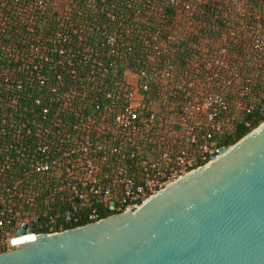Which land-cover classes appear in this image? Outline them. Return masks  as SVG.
<instances>
[{"label":"built area","instance_id":"built-area-1","mask_svg":"<svg viewBox=\"0 0 264 264\" xmlns=\"http://www.w3.org/2000/svg\"><path fill=\"white\" fill-rule=\"evenodd\" d=\"M253 21L244 33L252 50L246 65L258 67L264 62V21L261 15ZM27 32L34 30L28 27ZM28 33L20 45L6 44L7 59L14 58L12 47L22 45L39 55L40 40L31 41ZM227 33H222L220 49L199 60L215 77L231 65ZM57 35L67 44V36ZM200 41L207 50L212 47L209 38ZM124 46L116 33L106 36L102 48L107 51L67 44L55 61L44 55L49 72L35 57L26 60L25 81L36 84L35 105H42L44 118L32 128L6 113L0 119V246L17 238L18 229H32L35 235L46 229L51 235L81 219L99 222L104 219L100 206L110 210L114 205L109 216L137 209L219 156L216 136L224 132L223 123L233 122L226 97L215 86L208 92L200 88L188 67L127 66L118 54ZM235 78L231 71L223 85L226 91H235ZM245 82L243 94L251 112L255 104L248 97L256 96L264 80L255 73ZM3 87H9L7 100L16 109L22 96L12 90L20 92L22 84L15 87L14 77L6 75ZM45 101L50 104L43 105ZM258 105L264 115V100ZM49 201L57 204L48 207L44 224L37 218L39 205Z\"/></svg>","mask_w":264,"mask_h":264},{"label":"trees","instance_id":"trees-1","mask_svg":"<svg viewBox=\"0 0 264 264\" xmlns=\"http://www.w3.org/2000/svg\"><path fill=\"white\" fill-rule=\"evenodd\" d=\"M256 15H261L264 21V0H0V98L4 100L0 102V119L6 113L32 128L44 118L42 105H35L36 84L25 81L28 74L26 60L35 56L22 45L12 47L14 58L7 59V48H4L8 43L20 45L28 27L34 30V33H28V39L40 40V53L35 59L36 63H42L44 72L50 71L43 60L44 55H50L55 61L61 47H67V44L74 49L90 46L102 50L106 36L116 33L119 41L125 44L118 54L127 66L136 64L140 70L159 63L188 67L189 77L197 81L200 88L208 92L215 86L226 97L230 104L228 115L233 122L223 123L224 132L216 136V143L220 148H228L264 122L258 105L264 100V85H260L256 96L248 97L255 104L251 112L247 111L243 94L247 77L259 73L264 80V62L258 67L246 65L252 50L245 43L244 33L246 28L253 27ZM226 29V37L231 40L228 46L231 65L228 69H219V75L215 77L212 71L206 72L199 65V60L222 47V33ZM57 34L67 36V44ZM205 37L212 44L208 50L200 43ZM130 49L131 55L128 54ZM231 71L238 75L234 92L223 87ZM6 75L14 77L15 87L22 84L20 92L12 90L22 96L16 109H11L7 100V95L12 94L9 87H3ZM51 204L57 203L49 201L39 205L41 210L37 218H41V223H46L45 213ZM98 209L101 218L109 216L106 208L100 206ZM89 223L81 219L76 224H68L66 229ZM46 232V229L37 230V233Z\"/></svg>","mask_w":264,"mask_h":264},{"label":"water","instance_id":"water-1","mask_svg":"<svg viewBox=\"0 0 264 264\" xmlns=\"http://www.w3.org/2000/svg\"><path fill=\"white\" fill-rule=\"evenodd\" d=\"M213 160L137 209L57 234L18 229L0 264H264V122Z\"/></svg>","mask_w":264,"mask_h":264}]
</instances>
